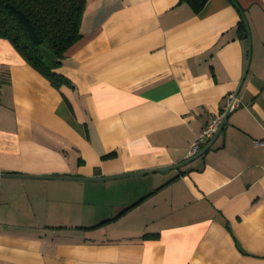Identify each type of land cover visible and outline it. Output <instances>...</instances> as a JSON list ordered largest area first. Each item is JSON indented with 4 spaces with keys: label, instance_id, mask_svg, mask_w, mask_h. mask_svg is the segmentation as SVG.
Instances as JSON below:
<instances>
[{
    "label": "crops",
    "instance_id": "obj_1",
    "mask_svg": "<svg viewBox=\"0 0 264 264\" xmlns=\"http://www.w3.org/2000/svg\"><path fill=\"white\" fill-rule=\"evenodd\" d=\"M237 1L86 0L59 88L0 38V264H264V0Z\"/></svg>",
    "mask_w": 264,
    "mask_h": 264
},
{
    "label": "trees",
    "instance_id": "obj_2",
    "mask_svg": "<svg viewBox=\"0 0 264 264\" xmlns=\"http://www.w3.org/2000/svg\"><path fill=\"white\" fill-rule=\"evenodd\" d=\"M188 1L198 9L206 0ZM231 1L243 11L237 0ZM85 4L86 0H0V38L8 40L28 64L59 88L69 80L55 69L81 36ZM235 30L239 37L248 38L243 18Z\"/></svg>",
    "mask_w": 264,
    "mask_h": 264
},
{
    "label": "built area",
    "instance_id": "obj_3",
    "mask_svg": "<svg viewBox=\"0 0 264 264\" xmlns=\"http://www.w3.org/2000/svg\"><path fill=\"white\" fill-rule=\"evenodd\" d=\"M241 104V101L235 93H229L226 96V103L222 106V110L212 116V118L202 127L200 133L192 141L189 147L188 155L193 156L200 153L206 142L219 132L225 116ZM255 143L264 145V137L255 140Z\"/></svg>",
    "mask_w": 264,
    "mask_h": 264
},
{
    "label": "water",
    "instance_id": "obj_4",
    "mask_svg": "<svg viewBox=\"0 0 264 264\" xmlns=\"http://www.w3.org/2000/svg\"><path fill=\"white\" fill-rule=\"evenodd\" d=\"M241 15H242V18H243V20H244V22H245V25H246V27H247L248 37H249V29H248V25H247L246 19H245V17L243 16V14H241ZM249 57H250V53H249ZM249 57H248V61H247V63H249ZM222 125H223V123H222Z\"/></svg>",
    "mask_w": 264,
    "mask_h": 264
}]
</instances>
